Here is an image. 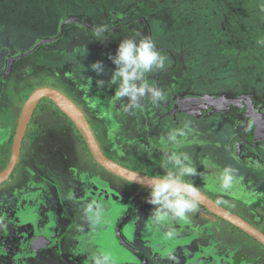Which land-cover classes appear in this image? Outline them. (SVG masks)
<instances>
[{"label": "rangeland", "instance_id": "obj_1", "mask_svg": "<svg viewBox=\"0 0 264 264\" xmlns=\"http://www.w3.org/2000/svg\"><path fill=\"white\" fill-rule=\"evenodd\" d=\"M98 26L108 29L103 42L95 40L93 29ZM137 34L151 37L161 54L168 57L165 70L148 78L153 83V77L172 69L166 76V81L172 84L167 85V95L169 90L181 89L183 111L187 109L190 116L197 112L200 117L191 124V127L197 126L192 129L196 130L192 137L205 140L204 135L210 134L215 140L219 138L220 143L229 139L230 147L238 144L239 151H244L249 142L246 152L257 159L251 163L245 158L243 162L264 167V135H260L258 126L259 118L264 128V0H0V151L14 136L23 105L32 92L39 87H50L64 92L79 105L83 102L81 107L107 157L139 173L165 174L157 158L162 155L159 151L163 147L159 149L154 139L166 142L172 133L176 139L181 132L177 122L166 123L169 128L165 129V136L159 129L152 133L146 125L138 124L141 135L136 137L131 113L123 111L126 101L114 98L112 118L102 108L107 98L106 91H100L96 84L101 78L90 67H75L90 59L92 51L99 52L94 56L105 66L100 76L108 81V75L115 68L109 54L115 55L122 39L137 37ZM89 86L100 91L96 99L101 103H97L91 90L81 98L76 96ZM206 97L218 102H240L230 107L234 108L227 122L226 112L220 111L217 115L214 106L193 104L196 99ZM118 110L129 119H121ZM219 128L221 133H217ZM129 129L131 132H127ZM74 131L47 102L35 109L19 164L9 180L0 186V200L13 193L29 192H47L53 200L52 204L42 198H35L34 202L24 196L25 210L20 213L21 217L14 216L13 210L2 220L15 229L7 227L12 230L9 236L0 234V248L7 240L5 248L0 250V264L3 261L12 264L13 254L19 251V264H92L93 253L106 254L110 264L201 262L207 252L198 250L179 255L178 250L173 251V237L147 231L145 225L153 208L146 203L149 190L102 169L83 149ZM175 146L178 147L177 142ZM210 193L215 201L255 222L264 231V199L249 198L250 203H246L249 207L244 209L238 206L239 201L233 200L235 203L231 204L218 192ZM238 194H235L236 200H239ZM89 202H99L105 207L102 222L95 226L83 216ZM255 204L262 207L253 208ZM126 210L130 214L127 224L122 222ZM14 235L20 236L19 240ZM34 236H46L52 245L46 252L35 254L30 249ZM225 236L218 232L212 234L213 242L218 244L206 261L218 264L223 256L229 262L242 258L239 264H264V249L260 245L252 240L248 243ZM201 240L204 241H198ZM163 242L165 247L161 246ZM8 250L10 254L4 256L3 252ZM196 253H200L199 258Z\"/></svg>", "mask_w": 264, "mask_h": 264}, {"label": "crops", "instance_id": "obj_2", "mask_svg": "<svg viewBox=\"0 0 264 264\" xmlns=\"http://www.w3.org/2000/svg\"><path fill=\"white\" fill-rule=\"evenodd\" d=\"M86 53L87 54L93 53V56L90 59L86 60V62H84L83 64H80V62L78 64H75V67H78L79 69H80V67L87 68L90 66V64H92L90 62V60L96 62V60L98 59V61H99V57L95 58L96 54L99 52L92 51V53H90L89 51H86ZM94 54H95V56H94ZM75 62H77V61H75ZM73 69H75V68H73ZM70 71H72V70H70ZM111 74L112 73L110 72V74L108 75V77H109L108 81L111 78ZM101 75H103V73ZM73 76H74V74H73ZM96 77H98L99 79L101 78L102 80L107 82V78H102L100 75H97ZM155 79L156 78L153 77V83L154 84H155ZM173 82H174V80H173ZM68 86L71 88L70 85H68ZM115 88H116V85L108 86L106 83L105 86L102 87L100 90L102 92L106 91L105 96L107 98L106 101L108 102L107 105L105 107L102 106V108H104L103 109L104 111L111 113L109 115H111L112 118L115 115V113H113V109H112L114 107L113 106L114 98H116L118 100V98L114 95L115 94ZM71 90H72V88H71ZM89 90H91V92H92V90L95 91L93 96L96 99V91H98V90L93 89L91 86H89V88H86L84 93L82 92L81 94H76V96L78 98H81L83 96V94H85V92H87ZM107 92H108V94H107ZM65 95H67V94H65ZM145 101L150 103L147 99H145L142 102V106L140 108H138L137 110H135L134 113H131V116H130V118H131L130 120L134 121L133 125L135 126V128H133L134 129L133 131L136 132L135 133V134H137L136 137H140V135H141V133L138 129V124L146 125V127H149V130H151L152 133H154L155 131L157 132L158 131L157 129H159V131H160V127L158 124V117H160L159 112H157V110H156V112H154V114H153V111L150 110V105H148V107L145 108V106L147 105V103ZM101 102H102L101 100H99V101L97 100V103H101ZM109 102H111V103H109ZM178 102L179 103L181 102V104H183L182 103L183 100L178 101ZM172 104L177 105V103H172ZM82 110H83V113H85L83 108H82ZM166 111L167 110H164V109L161 110L162 113H164V112L166 113ZM118 112L120 113L118 115H122L119 110H118ZM180 112H182V113L184 112V114L188 115L189 118L185 119L188 121L187 123H184L183 119L180 122V124L176 120L173 121V124L175 122H177L178 128H179V126L181 127V132L178 135H176V139H175L177 144H178V147L175 146L176 142H174V143L171 141L162 142L160 139L158 141L157 138L154 139V142H155V145L157 147H159V149H160V147H163V149H160V151H159L160 154L162 153V155L167 153L166 152L167 149H169V150L174 149L173 152L187 153L190 156L193 165L197 168V172L200 174L197 176H193V177L189 178L187 180V182H192L194 184V186L198 187V189L201 192H203L204 194H206L207 196H209L212 199H214V198L212 197L210 192H218L221 195V198H223L225 201H227V200L230 201L231 204L235 203L233 200L239 201L238 206L243 207L244 209L249 207L246 204V203H250L249 202L250 200H248L249 198L255 197L257 199V197H259L261 199H264V170H262V168H264V167L258 166V165L250 166V165H247V163H244L243 159H245V158L242 157V154L240 153V151L237 150L239 148L238 144H236L237 145L236 147L231 148L229 145L230 141L227 138H226L227 139L226 141H223L220 143L219 138H216L217 140H215L214 138H211L212 135H210V134H207L206 136L204 135L205 140H199L196 136L192 137L191 134L196 132V130L193 131L192 129H193V127L196 129L197 126L193 125L191 127V124H192V122L194 123V120H199L200 117L197 116V112H195L194 114H192V116H190L189 112H187V109H185V111H183V109H182ZM218 113H221V112L216 110L215 114L220 115ZM193 115H195V116L193 117ZM125 116H126V114H125ZM125 116L122 115L121 119H124V120L129 119V118H127V116L126 117ZM147 116H148V118H147ZM210 118H212L211 115H210ZM229 119L230 118H227L226 121L228 122ZM88 120H89V118H88ZM219 120H222L223 122L225 121L224 118H221ZM155 121H157V122H155ZM222 121H220V122H222ZM150 123L152 125H154V127L149 126ZM166 123H168V122H166ZM169 124H171V123L169 122ZM90 127H91V124H90ZM91 128H93V127H91ZM167 128H169V127H167ZM126 129H128V128H126ZM197 130H198V128H197ZM200 131H203V133H205V131L203 129H200ZM221 131L222 130L220 129L217 133H221ZM127 132H131V130L129 129ZM134 132H133V134H134ZM181 133H183V134L181 135ZM161 134H163L165 136L166 132L161 133ZM186 135H189L190 138L186 139L185 138V137H187ZM206 137H208L207 140H206ZM146 140H147V137L145 138V141ZM145 141H143V142L145 143ZM144 143H143V145H144ZM128 144H130L131 147L133 146L131 144V142H128ZM210 144H212V145H210ZM169 146H171V147H169ZM224 146H227V148L225 150H224ZM210 148H211V150H210ZM162 155L160 157H157L159 161H161ZM226 166H230V167L236 169L237 172H236V180L234 182L233 187L227 191H223V190L219 189L218 181L215 177H217L219 175L220 171ZM148 175L152 176V177H157V178H164V176H165V174H162V175H155V174L150 175V174H148ZM197 184H198V186H197ZM237 192L240 193L239 200H236V198H237L236 195H239ZM214 200H216V199H214ZM11 201H12L11 196H9V197L5 196L0 200V234H5L8 236H9V233H11L12 230L15 229V226L14 225L9 226L6 223H2V220L3 219L6 220V217L9 216L8 213H11L12 210H14V214H16L14 216H16L17 218L21 217L20 213L24 211L21 209L18 210L16 208H14ZM251 201H253V200H251ZM256 201H258V200H255V202ZM217 202H219V201H217ZM241 203H243V204H241ZM262 203H264V201H262ZM256 205H259V206L257 207ZM261 205L255 204L252 207L253 208L257 207V209H259V207H262ZM222 206L226 207L225 205H222ZM15 211H16V213H15ZM136 216L140 217L137 215V213H136ZM147 216H146V218H147ZM131 222L133 223V220ZM167 222L170 224V226L167 225L166 223H165L166 225L165 224L154 225L150 221H148L147 224L145 225V227L148 229L147 231H151L152 233H155L158 231V233L161 232L162 235H163V233H165V235H167L168 232H166V231L168 230V228H170V229L174 228L176 230L177 234L175 236H173V240L175 239V241H174L175 247H174L173 251L178 250L179 255L181 252L191 253L194 251V253H195L198 250H201L202 253L207 252L206 254H204V255H206L204 257V259L201 262H198L196 264H214L213 260H212V262L206 261V260L209 257H211L210 256L211 253H214V249H213L214 246L216 244H218V243H214L213 239H212V234H214L216 232H218L224 236L226 235L225 238L229 237L232 240L241 239V240H244L243 242H248V243H250L249 241H251V239L249 240L247 238V236H245L241 232H231L222 220L212 216L211 214H209L208 212H206L202 209L201 210L196 209L195 211L189 213L188 216L184 220H179V221L169 220ZM126 224H127V222H126ZM178 225H180V226H178ZM159 226H161V227H159ZM7 227L12 229V230L7 229ZM208 236H210V237H208ZM14 237H16L17 240H19V238H20V236H17V235H14ZM201 237H204V238H201ZM193 239H195V241H193ZM200 239H204V241H202V240L198 241ZM6 241H7L6 239H5V241H3V244H2L3 247H1L0 250H3L5 248V244H6L5 242ZM223 244H225V243H223ZM161 246L165 247L166 245L163 242L161 244ZM227 248H228V246L225 249H227ZM7 249H9V248H7ZM46 251H47V249H44V250H41L37 253L46 252ZM227 251L228 250H226V252ZM8 252L7 251H6V253L3 252V255L4 256L9 255L10 250H8ZM37 253L35 252V254H37ZM167 253L168 252L165 253V256L167 255L166 258H168ZM200 253H196V258L200 257ZM17 254H18V252H15L13 254V257L11 259L12 261H10L12 264H14L16 262V261H14L15 259H13V258ZM1 260H2V257H1V253H0V261ZM236 260H237V258H236ZM163 262H165V261H163ZM193 262H194V260H192V263ZM233 262H235V261L230 260V262H229L228 258L221 256V259H220L218 264H232ZM3 264H6V261H3Z\"/></svg>", "mask_w": 264, "mask_h": 264}, {"label": "clouds", "instance_id": "obj_3", "mask_svg": "<svg viewBox=\"0 0 264 264\" xmlns=\"http://www.w3.org/2000/svg\"><path fill=\"white\" fill-rule=\"evenodd\" d=\"M93 32L95 40L103 42L107 39L106 26H98L93 29ZM108 58L115 65L111 78L107 82L97 80L96 84L100 88L106 83L108 86L116 85L114 95L119 100L126 101L123 106L124 112L134 113L142 106L145 99L154 106L166 102L165 90L148 79L150 74L165 70L168 60L166 55L161 54L151 37H140L137 34V37L124 38L119 43L115 55L109 54ZM89 67L97 75L104 73L105 70L102 61H96ZM168 139L175 142V133L170 134ZM160 167L165 170V176L148 185L149 194L146 198V203L153 206L149 218L154 225H160L169 220H184L189 213L196 210L199 197L198 187L186 180L200 174L187 153H165L160 161ZM236 172L237 170L230 166L220 171L216 178L220 190L227 191L233 187ZM104 212V205L99 202H89L83 209V216L87 223L95 226L102 222ZM176 234L174 228L167 233L169 237ZM92 264H110V258L103 253H93Z\"/></svg>", "mask_w": 264, "mask_h": 264}, {"label": "water", "instance_id": "obj_4", "mask_svg": "<svg viewBox=\"0 0 264 264\" xmlns=\"http://www.w3.org/2000/svg\"><path fill=\"white\" fill-rule=\"evenodd\" d=\"M44 99H47L52 104H54V106L63 114H65L69 118V120L75 125L77 130L80 132L93 160L106 172L116 176L121 180H124L128 183H131L147 190H149L148 185L153 183L156 179H162L128 169L109 159L100 149L93 134V131L90 127V124L82 110L64 93L50 87H39L32 92V94L29 96V98L23 105L13 136L11 154L9 157L8 164L5 169L0 173V186L7 182L10 176L12 175L13 170L15 169L18 163L21 153V147L24 141L25 134L28 130L30 121L32 119L33 113L37 108L38 104ZM239 102V100H235L232 102L222 103L218 102L214 98L206 97L196 99L193 104H206L210 106H215L218 110H223L224 108L230 105H237L239 104ZM252 115L255 116L254 114ZM258 120L260 121L259 118ZM198 205L201 206L203 210H205L212 216L233 226L234 228L254 240L258 245H260L264 249L263 232H261L258 228H256L254 225L249 223L241 216L218 204L215 200H213L200 190L198 197ZM50 246L51 240L48 239L46 236H34L30 241V249L34 253L47 249Z\"/></svg>", "mask_w": 264, "mask_h": 264}, {"label": "flooded vegetation", "instance_id": "obj_5", "mask_svg": "<svg viewBox=\"0 0 264 264\" xmlns=\"http://www.w3.org/2000/svg\"><path fill=\"white\" fill-rule=\"evenodd\" d=\"M162 50L163 51H167L166 49H164V48H162ZM99 60H100V58H99ZM170 70H172V69H169V70H167L166 72H164L163 74H160L159 76H156V79H155V85H157L158 87H160L161 89H163V90H165V92L167 93V85H168V87H171V83H169V81H166V76H167V73L170 71ZM163 80V81H162ZM173 82V81H172ZM175 82V81H174ZM169 89V88H168ZM170 92H169V95H167V100H166V102H163V103H161L159 106H154V105H152L151 103H148V102H146L147 103V105L145 106V108H147L148 107V105H150V110H152L153 111V114H154V112H156V110H157V112H159V116L160 117H158V124H159V127H160V131H163V132H165V129L167 128V127H165L166 126V122H170L171 124H173V121H177L179 124H180V122L182 121V119L184 118H187L188 116L187 115H185L184 114V112L182 113V112H180L183 108H182V104H181V102L179 103L178 101H182L181 99H182V95H181V89H179V90H176L175 88L174 89H172V90H169ZM94 90H92V93L94 94ZM100 91H96V96H97V94L99 93ZM70 98V97H69ZM72 100V99H71ZM215 100H217V99H215ZM73 101V100H72ZM218 101V100H217ZM74 102V101H73ZM81 110H82V107H81V105H84L83 104V102H81V105H78L76 102H74ZM108 103V102H107ZM107 103L106 104H102V106H106L107 105ZM109 103H111V102H109ZM172 103H177V105H173ZM183 103V102H182ZM222 103H224V102H222ZM39 105V104H38ZM171 106V107H170ZM231 106H235V105H230V106H228V107H226V108H224L223 110H219V111H224V112H226L227 113V115H228V117L230 118L231 116H232V112L231 111H233L232 109L234 108H230ZM215 107V106H214ZM167 108H169V110H168V112L166 111V113L164 112V113H162L161 112V110L162 109H164V110H167ZM216 108V107H215ZM239 108V107H238ZM217 109V108H216ZM218 110V109H217ZM82 112H83V110H82ZM179 114H178V113ZM85 114V117L87 118V120H88V117H87V114L86 113H84ZM178 114V115H177ZM166 115H167V117H166ZM147 118H148V116H147ZM202 119V118H201ZM89 121V120H88ZM263 122H260L259 121V129L261 130L260 132H261V134L260 135H264V128L261 126V124H262ZM89 124H90V121H89ZM29 126H30V124H29ZM149 126H153L154 127V125H152L151 123H150V125ZM92 127V126H91ZM92 129V128H91ZM93 130V129H92ZM93 134H94V136H95V139H96V141H97V143H98V145H99V142H98V140H97V137H96V135H95V132H94V130H93ZM263 137V140H264V136H262ZM260 141H261V139H260ZM24 142V141H23ZM23 145V144H22ZM248 145H250V143L248 142ZM244 146L243 148H244V151H240V153L242 154V157H244V158H249L250 160H251V163H252V161L253 160H255V159H257L256 158V156L255 155H248V154H250V152H246V150H248L249 148H250V146ZM99 147H100V145H99ZM100 149H101V147H100ZM252 149H254L253 147H252ZM103 152V151H102ZM104 153V152H103ZM21 155H22V147H21V153H20V157H21ZM20 157H19V159H20ZM109 158V157H108ZM110 159V158H109ZM112 160V159H111ZM113 161V160H112ZM19 164V160H18V163H17V165ZM16 165V166H17ZM127 168V167H126ZM21 193V192H20ZM23 193V192H22ZM31 193V194H30ZM50 193H47V192H43V193H38V192H29V194H27V193H25V194H16V193H13V196H11V199H12V201H13V207L14 208H16V209H18V210H25V207L23 206V200H25L26 198L24 197V196H28V197H31V201H34V202H36L35 201V198L36 199H40V198H42L41 200H43V199H45V200H47V202L48 203H51L52 204V200H53V198H51L50 196ZM34 198V199H33ZM214 200V199H213ZM217 202V201H216ZM218 204H220L219 202H217ZM35 206H37V204H34ZM221 205V204H220ZM222 206V205H221ZM224 207V206H223ZM226 209H227V207H225ZM229 210V209H228ZM13 211V210H12ZM11 211V212H12ZM231 211V210H230ZM232 212H234V211H232ZM235 213V212H234ZM237 215H239V216H241L240 214H238V213H236ZM129 217H130V214H129V212H128V210H126L125 211V213L123 214V216H122V222H127L128 221V219H129ZM242 217V216H241ZM243 218V217H242ZM245 220H247L249 223H251L252 225H254L256 228H258L261 232H263L264 233V231H263V229H261L260 227H258L256 224H254L253 222H251V221H249L248 219H246V218H244ZM125 220V221H124ZM69 229H71V228H69ZM49 239V238H48ZM248 239H251V238H248ZM252 240V239H251ZM120 241V240H119ZM253 241V240H252ZM121 242H124V240L122 241V238H121ZM125 243V242H124ZM123 243V244H124ZM51 245H52V241H51ZM125 245V244H124ZM129 248V247H128ZM133 251H135V249H132ZM19 258H20V251L18 252V254L17 255H15V257L13 258V259H15L14 261H16L14 264H19ZM12 259V258H11ZM238 260H240V259H238ZM238 260H236V262H235V264L237 263V261ZM10 261H12V260H10ZM243 261V260H242ZM2 264H3V262H2Z\"/></svg>", "mask_w": 264, "mask_h": 264}, {"label": "trees", "instance_id": "obj_6", "mask_svg": "<svg viewBox=\"0 0 264 264\" xmlns=\"http://www.w3.org/2000/svg\"><path fill=\"white\" fill-rule=\"evenodd\" d=\"M43 102H47L48 104H49V106L50 107H52L53 109H55V111L56 112H58L60 115H62L63 117H64V119L73 127V129L75 130L74 132L76 133V134H78L79 135V137H80V144H81V146L83 147V149L90 155V153H89V151H88V149H87V146H86V144H85V142H84V140H83V138H82V136H81V134H80V132L77 130V128L75 127V125L69 120V118H67V116L65 115V114H63L61 111H59L55 106H54V104H52L49 100H47V99H44V100H42L41 102H40V104L41 103H43ZM39 104V105H40ZM28 130H30V126L28 127ZM12 142H13V135H12V137L10 138V142H9V144H8V146L7 147H5V148H3L1 151H0V173L5 169V167L7 166V164H8V161H9V157H10V154H11V147H12ZM91 156V155H90ZM142 173V172H141ZM196 209H202V207L201 206H197V208ZM224 222V221H223ZM224 223H226V222H224ZM228 226H229V228H230V230L232 231V232H240L239 230H237L236 228H234L233 226H231V225H229L228 223H226ZM242 233V232H241ZM245 235V234H244ZM246 236V235H245ZM247 238H249L248 236H247ZM254 241V240H253ZM124 242L126 243V241L124 240ZM255 242V241H254ZM256 243V242H255ZM242 258L240 259V260H238L237 261V263L236 264H239V263H242Z\"/></svg>", "mask_w": 264, "mask_h": 264}]
</instances>
